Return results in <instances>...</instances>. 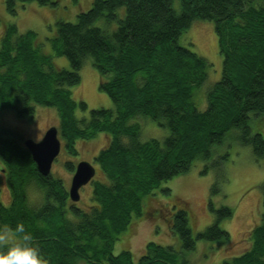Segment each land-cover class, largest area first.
Returning a JSON list of instances; mask_svg holds the SVG:
<instances>
[{
  "label": "trees",
  "instance_id": "obj_1",
  "mask_svg": "<svg viewBox=\"0 0 264 264\" xmlns=\"http://www.w3.org/2000/svg\"><path fill=\"white\" fill-rule=\"evenodd\" d=\"M32 2L58 5V0H5L12 15ZM196 21L214 24L223 57L222 78L207 92L205 111L194 96L210 65L181 45ZM56 25L49 39L52 54L66 58L70 70L55 67L35 32L5 27L0 115L32 122L37 108L55 109L68 155H76L79 142L99 135L108 142L92 161L99 178L91 182L86 208L71 200L62 179L39 173L18 132L0 126V171L10 193L9 206L0 200V229L7 227L10 235L0 239V251L28 235L48 264H193L189 256L198 241L228 244L230 234L220 225L233 218L231 208L214 210L210 204L216 221L194 236L187 203L162 186L186 175L196 162L211 160L231 132L240 135V146L253 147L257 160L264 158V0H94L75 23ZM86 63L98 71L100 90L114 109L81 117L78 111L88 107L73 90L82 83ZM148 120L169 135L142 142ZM66 169L74 176L76 167ZM31 189L40 194L32 205ZM260 189L264 205V182ZM160 218L177 235L176 244L150 242L137 260L128 250L114 253L121 237L130 238L139 223ZM258 220L245 240L246 251L222 264H264V213ZM21 224L25 232L15 233Z\"/></svg>",
  "mask_w": 264,
  "mask_h": 264
},
{
  "label": "rangeland",
  "instance_id": "obj_2",
  "mask_svg": "<svg viewBox=\"0 0 264 264\" xmlns=\"http://www.w3.org/2000/svg\"><path fill=\"white\" fill-rule=\"evenodd\" d=\"M93 2L94 0H58L57 6H41L37 2H32L24 7L19 6L17 14L12 15L6 8L5 0H0V38L7 25L16 26L20 33L35 32L41 51L52 56L55 67L70 70L71 67L66 58L53 56L49 39L57 32V22L75 23L77 15L89 11ZM97 26L102 27V23L99 22ZM181 45L196 52L210 65L207 70V81L194 96L199 110L205 111L207 92L221 80L223 71V57L220 54L214 24L204 21L194 22L184 35ZM80 74L82 83L73 90V95L76 100L85 102L88 110L78 111V116L88 117L89 112L94 109H114L110 97L100 90L101 81L98 71L90 63H86ZM36 111L37 114L32 122L20 121L12 113L0 115V126L18 132L24 138L22 143L28 139L39 142L50 128L58 126V121L56 110L53 108L41 109L40 107ZM261 120H264V117ZM168 135V129L159 128L149 121L148 127L142 130V142L150 139L163 141ZM262 135L264 138V133ZM239 137L237 138L236 132H231L223 146L214 148L211 160L196 162L186 175L164 183L162 186L163 189H170L172 196L187 203L190 210L188 211L191 212L188 213L190 228L194 236L215 223L217 215L212 212L210 204L214 210L224 206L233 210V218L223 221L220 225L230 234V242L220 245L198 241L196 250L189 254L193 264H222L225 259L245 252L249 246L246 242L248 234L258 224V219L264 213L260 189L264 182V158L257 160L252 146H240ZM107 142L108 139L103 135L91 141H81L75 147L76 155H68L62 148L53 164L52 175L62 179L66 188L69 189L73 174L67 171L66 165L72 164L73 167H77L83 161L92 163ZM96 177L99 178L98 175ZM0 179L2 181L0 200L3 205L9 206L10 193L1 171ZM91 184L81 189V199L77 202L79 206L83 204L86 208L89 207L92 195ZM39 195L31 189L28 195L29 204L37 202L36 198H39ZM176 236L173 232L172 234L169 232L164 219H148L134 228L130 238L122 240L121 237V241L115 246L114 253L119 254L128 250L137 260L148 243L174 245L177 242Z\"/></svg>",
  "mask_w": 264,
  "mask_h": 264
},
{
  "label": "water",
  "instance_id": "obj_3",
  "mask_svg": "<svg viewBox=\"0 0 264 264\" xmlns=\"http://www.w3.org/2000/svg\"><path fill=\"white\" fill-rule=\"evenodd\" d=\"M39 173L45 177L52 174V167L63 147L56 127L50 128L41 141L28 139L24 142ZM96 176V169L90 162H80L71 181L69 196L74 203L80 201V190L87 186Z\"/></svg>",
  "mask_w": 264,
  "mask_h": 264
},
{
  "label": "clouds",
  "instance_id": "obj_4",
  "mask_svg": "<svg viewBox=\"0 0 264 264\" xmlns=\"http://www.w3.org/2000/svg\"><path fill=\"white\" fill-rule=\"evenodd\" d=\"M8 231L7 227L0 229V239H5ZM24 232L22 224L15 229L17 234ZM0 264H48V262L40 249L31 242L30 236L23 235L14 239L6 251H0Z\"/></svg>",
  "mask_w": 264,
  "mask_h": 264
},
{
  "label": "flooded vegetation",
  "instance_id": "obj_5",
  "mask_svg": "<svg viewBox=\"0 0 264 264\" xmlns=\"http://www.w3.org/2000/svg\"><path fill=\"white\" fill-rule=\"evenodd\" d=\"M1 173H2V174H4V172H3V171H1ZM5 179H6V177H5ZM5 182H6V181H5ZM90 184H91V183H89L88 185H90Z\"/></svg>",
  "mask_w": 264,
  "mask_h": 264
}]
</instances>
